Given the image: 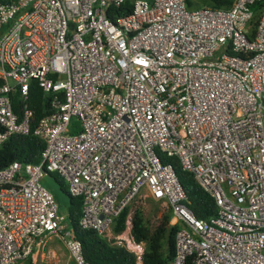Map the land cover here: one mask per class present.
Here are the masks:
<instances>
[{"label":"built area","instance_id":"obj_1","mask_svg":"<svg viewBox=\"0 0 264 264\" xmlns=\"http://www.w3.org/2000/svg\"><path fill=\"white\" fill-rule=\"evenodd\" d=\"M257 1L0 4V146L14 134L44 142L38 163L0 169V264H35L53 253L52 237L70 264H89L41 183L48 174L81 198L79 226L124 247L135 264L145 243L131 234L132 215L120 233L111 225L145 190L179 225L170 264H264V6L250 27ZM32 80L50 97L39 119ZM159 152L192 173L215 216H194Z\"/></svg>","mask_w":264,"mask_h":264},{"label":"trees","instance_id":"obj_2","mask_svg":"<svg viewBox=\"0 0 264 264\" xmlns=\"http://www.w3.org/2000/svg\"><path fill=\"white\" fill-rule=\"evenodd\" d=\"M11 0H0V4L8 3ZM186 0L189 8L210 6L215 8H228L233 0ZM264 6V0L257 1L251 7L253 17L251 29H254L258 22L260 11ZM49 95H44L36 80H32L29 89V105L34 110L35 119H39L50 110ZM18 103L17 97L14 98ZM20 110V109H18ZM17 110V111H18ZM19 112V111H18ZM1 130V127H0ZM44 148V142L34 136L10 135L0 146V169L12 161L22 163H38L40 153ZM160 161L163 164L170 163L174 169L179 183L185 195L186 204L198 219L208 220L216 215L217 207L213 198L195 181L192 173L183 170L178 158L168 156L159 152ZM54 179L60 184L61 190L68 196L67 218L68 224L74 232V236L81 242L82 253L89 264H135L134 255L124 247L113 243L99 235L92 229H82L79 226V219L82 210L80 197L71 196L68 193L64 182L56 175ZM130 206L126 207L113 220L111 229L117 234L125 229V221L129 214ZM171 211L167 210L155 226H150L142 209L133 211L131 219V234L136 241L145 243L143 264H170L174 256V238L179 228L178 224L170 225ZM24 264H31L30 258Z\"/></svg>","mask_w":264,"mask_h":264},{"label":"rangeland","instance_id":"obj_3","mask_svg":"<svg viewBox=\"0 0 264 264\" xmlns=\"http://www.w3.org/2000/svg\"><path fill=\"white\" fill-rule=\"evenodd\" d=\"M195 2H201L200 0H194ZM42 185L48 188L55 196L59 213L66 215L67 218V209H68V196L61 190L60 184L56 179H54L53 175L48 174L45 175L41 180ZM64 184V183H63ZM147 191H143L139 197H137L130 206L129 213L133 215V211L137 209H142L147 220H149L150 226H155L159 219L163 216L167 210H169L168 204L161 200L153 199L149 194L143 197V194ZM49 246L47 249H51L52 252H48L46 249L43 252V255H39L37 257L35 264H70L68 261L66 249L63 246L62 241H60L56 237H52L48 240L47 243Z\"/></svg>","mask_w":264,"mask_h":264}]
</instances>
